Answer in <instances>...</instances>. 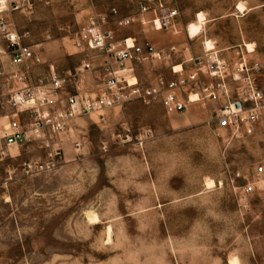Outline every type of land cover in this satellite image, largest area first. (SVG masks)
<instances>
[{
  "label": "rangeland",
  "instance_id": "1",
  "mask_svg": "<svg viewBox=\"0 0 264 264\" xmlns=\"http://www.w3.org/2000/svg\"><path fill=\"white\" fill-rule=\"evenodd\" d=\"M165 1L179 9L181 33L141 21L113 28L158 49L177 45L182 54L189 23L204 12L208 22L190 39L191 52L201 53L207 39L220 48L254 43L250 57L262 64L264 92V0ZM143 2L7 0L3 7L39 54L41 63L31 66L38 75L51 64L68 70L86 59L69 25L75 31L93 11L111 8L138 16ZM239 2L249 9L245 14ZM137 73L148 84L158 73L169 76V64L145 62ZM8 92L0 79V138ZM207 116L202 106L168 115L159 102L132 101L108 110L104 122L96 115L77 118L71 132L59 136V164L36 174L23 164L45 161L50 148L40 140L19 148L0 140V264H231V258L264 264V120L252 133L232 134L209 127Z\"/></svg>",
  "mask_w": 264,
  "mask_h": 264
},
{
  "label": "built area",
  "instance_id": "2",
  "mask_svg": "<svg viewBox=\"0 0 264 264\" xmlns=\"http://www.w3.org/2000/svg\"><path fill=\"white\" fill-rule=\"evenodd\" d=\"M6 12L0 9V79L9 86L5 105L10 113L0 140L6 147L17 148L40 140L50 148L45 161L23 164L28 174L50 171L59 164L64 153L59 136L69 134L77 118L96 113L104 122L108 110L132 101L159 102L168 115L205 107V123L218 132L252 133L264 120V92L258 83L262 64L250 57L255 50L245 46L228 58L215 46L204 45L200 54L182 46L187 56L180 54L177 45L158 49L147 39L120 36L113 28L141 21L156 31L178 33L180 12L175 3L144 0L138 16L131 17L122 16L117 8L106 13L93 11L75 31L68 26L73 45L86 53V59L68 70L51 64L38 75H33L31 66L41 63L39 54L25 42L26 34L18 32ZM145 15L151 18L139 20ZM155 60L169 64V76L158 73L147 84L138 76V65ZM73 143L77 150L82 146L78 137Z\"/></svg>",
  "mask_w": 264,
  "mask_h": 264
},
{
  "label": "bare ground",
  "instance_id": "3",
  "mask_svg": "<svg viewBox=\"0 0 264 264\" xmlns=\"http://www.w3.org/2000/svg\"><path fill=\"white\" fill-rule=\"evenodd\" d=\"M7 2V0H0V9L4 8L3 5H5ZM236 8L238 10L239 13L245 14L247 12V10H249L245 4V2H239L236 5ZM206 15L204 12H199L196 19L194 21H191L186 29L188 35H190V38H196L197 36H199L202 31L204 30V25L208 22L206 21ZM204 44L206 45V47L208 48H213L215 46L214 41L211 39H207ZM248 49H250L251 51L255 50V44L254 43H246ZM180 68V67H178ZM92 115H96V113L92 114ZM207 187L208 188H212L215 186V182L212 179L207 180ZM89 213V212H88ZM90 221L97 223L99 221L98 216L96 214H90L88 215ZM110 233V232H109ZM238 262L237 258H231L230 263L231 264H236Z\"/></svg>",
  "mask_w": 264,
  "mask_h": 264
},
{
  "label": "crops",
  "instance_id": "4",
  "mask_svg": "<svg viewBox=\"0 0 264 264\" xmlns=\"http://www.w3.org/2000/svg\"><path fill=\"white\" fill-rule=\"evenodd\" d=\"M197 16V15H196ZM180 17V16H179ZM181 27H182V24H181V22H180V19H179V32L178 33H174V34H179V33H181L182 32V29H181ZM188 41L187 42H181V44L180 45H182V46H186V45H188L189 47H190V49H192V46H191V44H190V39H192V38H190V35H188ZM214 44H215V47H216V49H218V50H220L221 51V55L222 56H224V57H234V56H230L231 54H229L230 52L229 51H231L232 50V52L233 53H235V55L239 52V51H244L245 50V48H244V46H245V44H244V46L243 45H231V46H227V47H222V48H220V47H218V43H217V41L215 40L214 41ZM205 45V44H204ZM204 47V46H203ZM234 49V50H233ZM203 52V50H201V53ZM200 54V53H199Z\"/></svg>",
  "mask_w": 264,
  "mask_h": 264
}]
</instances>
